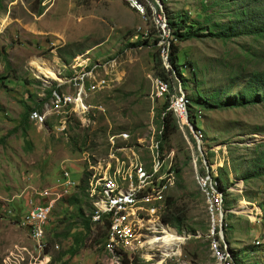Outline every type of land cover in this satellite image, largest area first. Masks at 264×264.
I'll return each mask as SVG.
<instances>
[{"label":"rangeland","instance_id":"rangeland-1","mask_svg":"<svg viewBox=\"0 0 264 264\" xmlns=\"http://www.w3.org/2000/svg\"><path fill=\"white\" fill-rule=\"evenodd\" d=\"M229 7L232 0H0V264H41L42 246L47 264H121L126 254L141 264H219L218 255L221 263L264 264V207H258L264 177L240 179L264 143V102L218 109L189 104L187 116L198 129L187 124L159 139L172 95L193 98L198 91L212 103V95L218 100L225 88L232 95L242 86L229 79L237 70L262 68L258 37L171 41L167 18L209 26L226 20ZM170 55L175 69L167 65ZM73 62L81 63L76 72L97 62L103 67L94 73L114 81L90 93L87 79L89 111L59 119L49 91L69 79ZM49 70L55 76L46 77ZM2 73L24 89L6 87ZM156 79L168 85L164 97H155ZM59 92L72 94L73 87ZM26 109L44 115L43 124L23 119ZM206 169L224 184L221 196L207 171L200 172ZM63 172L68 180L60 188H68L67 195L57 184ZM85 172L89 234L80 216L86 205L67 203ZM69 182L76 183L72 190ZM108 184L116 189L109 196L114 205L104 203ZM36 193L51 201L46 207L52 204L46 224L35 226L39 242L19 224L26 200L42 206ZM167 197L187 210V228L179 233L159 221ZM101 201L112 209L101 213ZM123 210L126 219L118 223ZM110 212L114 230L106 232V224L95 221ZM167 231L181 241L168 245Z\"/></svg>","mask_w":264,"mask_h":264},{"label":"trees","instance_id":"trees-1","mask_svg":"<svg viewBox=\"0 0 264 264\" xmlns=\"http://www.w3.org/2000/svg\"><path fill=\"white\" fill-rule=\"evenodd\" d=\"M224 2L225 0H221ZM233 7H229L227 11L226 20H222L218 23L210 24L209 26H201L196 27L194 23L187 22L186 19L182 16L176 15L172 18H167V29L169 31L168 35L171 41H187L189 39H193L196 37H212L218 40H226L229 38H237V37H258L264 40V0H232ZM137 42L141 43L140 40ZM172 56V55H170ZM167 65L171 69H175V67L179 66L176 57L172 56L167 58ZM261 69L251 70L249 72H244V70H237L235 74L230 76L231 83L234 84L236 80H240L241 87L232 95H228L227 92L229 87L225 88L223 92L220 94V99L217 100L218 95L214 94L211 97L214 98L213 102L210 103L208 97L200 94V92H195V97L189 98L186 95V99L188 101L187 106L189 104L198 105L205 109L209 108H221V107H244V106H253L258 105L264 102V54L261 55ZM190 64L188 63V67ZM193 71V69L190 67ZM180 75V71H179ZM163 80V79H162ZM51 91V90H50ZM49 91V97L51 92ZM217 93V91H216ZM219 93V91H218ZM227 94V95H226ZM210 99V96H209ZM27 111L22 115V118L25 119L28 115L29 119L31 115H35L39 113L37 111H32L26 109ZM188 124L194 130H197V125L195 123L194 116H188ZM160 127V135L159 139L164 141L167 140L168 137L175 132L176 128L178 129L175 119L172 113L168 110L164 113V115L159 120ZM199 131L196 132V134ZM196 136V135H195ZM257 152V156L253 161V165L250 170L244 172L240 179L243 182H246L251 179H257L260 177H264V143L255 147ZM86 169V166H85ZM84 169V170H85ZM210 170V168H208ZM200 170L201 173L206 172L211 177V182L213 183V189L215 192L219 193L220 196L225 191V186L222 184L221 180L215 174H212L211 171ZM175 174L178 175V170H171ZM88 175L86 172L80 179V185H78V194L69 196V200L67 203L69 205L76 204L79 205L80 202L83 201V205H86L87 214L84 217L82 214L81 221L82 226L84 227L87 234H89V214H90V205L85 203V195L88 196L87 190L89 188V180H87ZM176 178V177H175ZM62 181H60L61 183ZM162 183V182H161ZM84 190V193H83ZM71 197V198H70ZM68 198V197H67ZM222 198V197H221ZM90 201V199H89ZM91 203V201H90ZM222 203V202H221ZM264 202L258 205L259 209L262 211L264 207ZM91 205H93L91 203ZM95 210L97 208L93 205ZM186 208L182 209L175 204V201L172 198L167 197L165 200V208L163 213L159 216V221L163 225H168L170 228L174 229L177 233L181 232L182 229H186ZM80 213V209H78ZM114 216V212H110L107 215H100L99 220L96 222V225L106 224V232L112 231V217ZM108 240V239H107ZM227 253V252H226ZM224 254V253H223ZM121 264H141L142 262L137 257H131L130 259L125 256L121 259ZM236 264V261L234 262ZM238 263V262H237ZM239 264V263H238Z\"/></svg>","mask_w":264,"mask_h":264},{"label":"bare ground","instance_id":"bare-ground-1","mask_svg":"<svg viewBox=\"0 0 264 264\" xmlns=\"http://www.w3.org/2000/svg\"><path fill=\"white\" fill-rule=\"evenodd\" d=\"M80 58H81L80 56L77 57L76 58L78 59L77 61H79ZM73 63L75 64L70 66L72 73L69 75V79L68 80L64 79L63 81H60V83L56 84V86L50 91L51 94H50L49 100H53V101H50V104H51L52 109L56 111V116L59 117V119L61 117H65V116L73 115V114L74 116L77 115V116H81L82 118L89 111L90 109L89 106L84 104L83 102L84 98L86 97L84 84L87 82V79H90V81L87 82V90L90 93L100 92L102 89L108 87L109 83H112V81H114L113 79L110 80L112 75L109 76L110 75L109 73H105L104 71H103L104 74H101V75H97L94 73L93 71L94 69H99V68L102 69L103 67L102 65L97 64V62L93 63L86 72H81L82 70L76 72L77 70L76 67H80L81 63H78V62L77 63L73 62ZM53 75H54L53 71L49 70V73L46 74V77L51 78L53 77ZM65 84H68V86L71 85L73 87L72 94H69L67 92L66 93L59 92L60 87L64 86ZM154 91H155V97L157 98L164 97L165 95L168 94L167 83L162 79H156L154 82ZM187 104H188V101L186 99V95L181 92L172 95L170 98L168 110L172 113L177 127H185L188 124V116L186 113ZM174 106H181V111L178 108H175ZM30 120L42 125L45 120V116L40 115V114L31 115ZM196 135H198V133ZM67 178H68V175H66V179ZM75 185L73 187H75ZM107 187L109 191L105 189V195L107 196L108 199L104 203L107 205H114V203L109 200V196L115 193L116 189L113 190L110 184H108ZM89 196L92 202H94L95 199H98L96 198L95 191L90 192ZM96 205L98 206L99 211L101 213H107L112 209L111 206L103 205L102 201H101V204L99 205L96 204ZM51 212H52V204L46 207V221H47V218H49V215L51 214ZM126 214L127 212L125 210L119 212L118 217H117L118 223L123 222L126 219ZM94 219L96 220L97 218H94ZM20 223L21 221H19V224ZM33 223H34V232L36 235L39 236V241H40V234L36 232L35 226L44 225L45 224L44 218H37L34 221V216H26V224H33ZM21 228L26 229L24 227H21ZM112 230H114L113 222H112ZM164 240L168 242V245L172 243L174 245L176 242L181 241V239L171 231L170 232L167 231L165 233ZM155 241L159 242L160 239L158 240L152 239L151 243H154ZM42 248L46 249L47 247L42 246ZM168 251H171V250L168 249ZM224 255H226V252L224 253ZM218 258H219V264H227V263H221L223 259L221 255H218ZM46 264H47V261H46Z\"/></svg>","mask_w":264,"mask_h":264},{"label":"built area","instance_id":"built-area-1","mask_svg":"<svg viewBox=\"0 0 264 264\" xmlns=\"http://www.w3.org/2000/svg\"><path fill=\"white\" fill-rule=\"evenodd\" d=\"M175 108H178L181 111V106H174ZM66 174L63 172L62 174V179L61 181H66ZM171 182V181H170ZM59 184V189H65L66 190V195H67V189L68 188H60V182L57 183ZM75 185V182H70V190L72 187ZM37 198H42V206H31L30 205V200H26L25 202V211L21 215V223L20 227H24L29 229V236L35 237L38 242H39V236L35 234L34 232V223L33 224H26V216H34V221L37 218H44V223L46 224V205H48L51 201H46V195H38L36 193ZM67 197V196H66ZM42 261L41 264H46L48 253L45 248H42ZM223 257L225 255L223 254ZM126 258H128V254H126Z\"/></svg>","mask_w":264,"mask_h":264},{"label":"crops","instance_id":"crops-1","mask_svg":"<svg viewBox=\"0 0 264 264\" xmlns=\"http://www.w3.org/2000/svg\"><path fill=\"white\" fill-rule=\"evenodd\" d=\"M1 78H5L4 80H5V82H7L8 84L7 85H5L6 87H16V86H14V85H16L17 84V91H22L24 88H22V87H20L19 85H21V81L19 80V79H17V80H13L12 81V79H8V77L6 76V74H4V73H2V75H1ZM35 111V110H34ZM20 121V120H19ZM0 122H1V118H0ZM134 155V161H136L137 160V157H136V155L135 154H133ZM42 203V202H41ZM55 206H53V208H54ZM51 215V214H50ZM101 264H113L112 262H111V260H109V259H102L101 260Z\"/></svg>","mask_w":264,"mask_h":264}]
</instances>
